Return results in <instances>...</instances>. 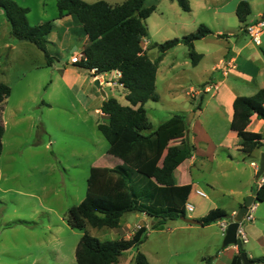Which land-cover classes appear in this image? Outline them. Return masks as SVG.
I'll return each instance as SVG.
<instances>
[{"label":"crops","instance_id":"0c3cea01","mask_svg":"<svg viewBox=\"0 0 264 264\" xmlns=\"http://www.w3.org/2000/svg\"><path fill=\"white\" fill-rule=\"evenodd\" d=\"M106 1L115 4L123 0ZM239 1L189 0L190 10L184 11L175 0H146V5H154L155 9L146 18L148 36L142 40V46L152 60L159 54L156 43L194 32L200 24H205L212 31L193 42L194 50L201 54L196 64L191 62L187 45L180 42L168 49L157 65L155 87L158 100L155 102L159 104L161 101L159 84H163L168 91H171V86L182 88L181 85L185 82L187 84L186 93L195 103L181 106L180 110H168L167 116H163L161 120L158 119L154 124L150 122L146 110V116L151 126L150 130L174 113H180L186 117V130L171 138L167 146H175L180 150L181 154L174 170V178L177 184L191 186L187 202L192 204V209H186V216L197 219L203 217L213 208L223 209L226 215L233 214L243 203L245 196L253 194L257 172L251 162H258L260 152L264 151V147H262L253 150L250 155L246 154L240 149L236 133L239 129L259 132L263 136L264 142V119L258 118L255 113L243 114L239 104V97L254 95L260 89L264 91V55L261 51V48H264V30L260 34L259 44L252 42L246 31L248 24L254 23L262 17L264 0H247L250 5V13L246 23L240 22L236 15L235 10ZM57 16L58 9L57 14L50 19L53 29L48 35V40L52 44L58 43L68 49L66 63L67 61L69 63L65 67L60 66V60L47 65L45 57L44 60L39 57L35 58L36 61L29 57L25 72L33 70L30 77L33 87L27 90L25 96L21 94L19 97L11 99L13 85L26 76V73L20 71L13 75L11 72L9 73L11 54L7 55L5 60L0 63V82L10 85L11 89L3 103L0 116L4 127L0 158L4 152L6 126L9 124V120L13 124L21 122L24 116H20V113L24 111L25 103L29 101V106L34 108L40 105L45 108L51 107V93H48L49 98L46 101L41 98V92H45V88L42 86L45 73L37 70L45 68L51 70L50 82L51 85L54 82L53 90L55 91L60 90L56 83L59 79H62L64 84L69 89H74L77 94L88 80L93 79L94 82V79L97 78L100 84L98 88H109L108 94L103 90L104 98L112 96L122 104L127 103L124 98L125 91L118 82L119 77H117L116 71L103 72L89 79L87 75L91 74L87 69L81 67L82 72L77 70V65L72 62V57L78 56V61H80L88 56L87 35L74 14L64 15L60 18ZM43 21L40 19L37 23ZM11 41L10 44L7 41H1L0 52L7 47L12 51L18 44L24 41L30 42L26 40L15 42V39ZM36 48L38 47L36 46ZM106 73L111 74V77L106 78ZM207 84L211 85L210 90L205 88ZM103 97L99 101L100 107ZM100 107L96 108V111L101 114L104 121H97L96 126L98 123H107V116ZM189 111H191V116L188 121L187 113ZM26 117L31 120L34 118L31 114H27ZM34 119H37L39 125L44 128L39 117L36 116ZM43 131L46 133L45 129ZM48 136L50 139L51 135ZM187 145H190V155L183 156L182 153ZM45 146L47 147V144ZM11 152L12 150L8 151V153ZM245 157L250 161L246 162ZM87 158H91L87 166L88 171L94 166V156L91 155ZM103 158L105 161L101 166L112 167L121 163L120 159L107 154V150L95 156V161ZM68 176L72 182L73 175L70 173ZM87 177L88 174L86 180ZM195 189H199L204 195L196 193ZM82 197L77 195L74 198L81 201ZM131 212L140 213L144 218L134 224L128 220L130 217L125 215L127 213L125 212L121 216L119 227H122V222H124L126 230L120 237L128 238L137 225H144L146 233H149L146 234V238L156 232L157 242L155 244H158V247L165 245L167 248L172 245V248L175 249L174 253L178 255L193 248L195 256L201 261L207 255L215 252L212 258L214 260L210 264H229L232 256L238 250L233 244L222 246L220 243L224 235L221 228V221L224 218L206 225L176 223V220H170L174 223L166 230L164 227L162 229L152 228L148 232L147 229L151 228L153 218L143 212ZM243 228L247 236L246 246H243V250L252 260V264H264V261H253L254 258L264 257V200L256 202L253 219L244 221ZM212 233H214L213 236H211Z\"/></svg>","mask_w":264,"mask_h":264},{"label":"trees","instance_id":"16d2710c","mask_svg":"<svg viewBox=\"0 0 264 264\" xmlns=\"http://www.w3.org/2000/svg\"><path fill=\"white\" fill-rule=\"evenodd\" d=\"M175 1L182 10H190L189 0ZM56 4L57 17L74 14L87 35L89 54L75 64L87 69L92 76L119 71L118 82L125 91L126 104L112 96L103 99L100 109L107 116V123L97 124L108 142L107 154L120 159L121 163L112 167L92 166L83 199L68 207L64 214L70 227L82 230L74 251L77 264H119L123 251L137 247L146 238V227L141 225L128 238L104 240L90 234L86 227H119L125 212L139 211L153 218L152 228L162 229L168 220L186 215L185 203L191 186L176 183L174 170L181 153L177 147L167 146L171 138L186 130V117L174 113L150 130L144 103L158 100L155 80L162 55L181 42L187 45L192 64H196L201 54L194 50L193 42L212 31L200 24L194 32L156 43L159 54L152 60L142 46V40L148 36L146 18L155 9L154 5H146V0H123L115 4L106 0H56ZM0 8L9 23L11 35L17 40L34 43L44 53L46 64L51 65L55 57L47 45L52 21L30 24L28 8L14 0H0ZM235 11L238 20L246 23L250 13L248 1L240 0ZM261 18H264V11ZM261 51L264 55V48ZM92 68L96 70L92 72ZM10 90L8 84L0 82V116ZM263 102V89L254 95L239 97L243 114L255 113L264 119ZM3 132L0 120V151ZM236 133L240 149L246 154L264 147L259 132L239 129ZM182 155H190V145ZM253 194L256 201L264 200V183L255 186ZM225 215L223 209L213 208L200 221L206 225ZM240 253L237 250L229 264H242ZM253 261H264V257ZM134 262L151 264L141 251L136 252Z\"/></svg>","mask_w":264,"mask_h":264},{"label":"rangeland","instance_id":"374dc122","mask_svg":"<svg viewBox=\"0 0 264 264\" xmlns=\"http://www.w3.org/2000/svg\"><path fill=\"white\" fill-rule=\"evenodd\" d=\"M14 1L28 8L27 19L30 24H36L40 19L49 21L57 14L56 0ZM9 30V24L0 8V42L7 41L10 44L11 40L15 39ZM16 41L18 40L15 39ZM47 48L55 57L53 58L56 63L61 61V67L69 63H66L69 52L66 47L49 43ZM179 52L181 54V51ZM1 54L3 55L0 63L11 54L9 73L12 75L19 71L25 72L29 57L34 61L35 58L44 60L45 57L34 44L25 41L12 51L8 47L1 50ZM77 70L82 72L83 69L77 66ZM37 71L45 73L42 81L45 92H41V98L46 101L49 98L48 93H51V107L40 105L34 108L29 106L30 102L27 101L23 106L24 111L20 113V116H24L21 122L13 124L9 120L6 126L4 152L0 158V264H77L74 251L82 230L70 227L64 219V214L68 207L80 202L75 196L85 195L86 176L89 174L87 166L91 160L87 157L94 156V166H101L105 161V158L95 161V156L106 152L108 147L106 139L96 126L97 121H104L96 108L100 107L99 101L103 97L101 90L108 94L109 88H98L92 79L76 94L74 89H69L64 81L59 79L56 83L60 90L55 91L54 82L52 85L50 82L51 70L45 68ZM25 73L26 76L13 85L11 99L21 94L25 96L27 90L33 87L30 78L33 70H27ZM87 76L89 79L92 77ZM105 77L110 78L111 74L106 73ZM181 86L183 87L171 86L172 90L168 91L163 84H159L160 103L149 100L144 105L152 124L167 116L168 110H180L181 106L195 103L186 93L187 84L184 82ZM189 113L191 111L187 115ZM27 114L34 118L39 117L44 128L39 125L37 119L27 118ZM48 135H51L50 139ZM9 150L12 152L8 153ZM244 160L250 161L247 157ZM70 173L73 175L72 182L68 176ZM125 215L130 217L128 220L134 224L144 218L137 212H127ZM173 220H176V223H184L179 219ZM122 223L119 228L87 225L86 229L101 240L114 239L124 234L126 227L124 222ZM173 223L168 220L164 229L171 227ZM151 230L152 227L147 229L148 232ZM213 235L214 233L211 236ZM156 238L154 232L137 247L123 251L119 264H135L137 251L144 253L151 264H210L214 260L212 258L215 252H212L200 261L193 248L178 255L174 253L172 245L169 248L165 245L158 247V244H155ZM243 246H246V243Z\"/></svg>","mask_w":264,"mask_h":264},{"label":"water","instance_id":"95a60500","mask_svg":"<svg viewBox=\"0 0 264 264\" xmlns=\"http://www.w3.org/2000/svg\"><path fill=\"white\" fill-rule=\"evenodd\" d=\"M94 84L99 87V80L97 78L94 79ZM101 93L104 95V91L101 90ZM191 113H189L187 119L190 120ZM264 170V151H261L258 159V170L256 173V177ZM255 195L249 194L244 198L243 203L236 209L233 214L225 215L223 218L228 220L227 227L224 231V235L222 238L221 245L226 246L229 244L236 245L237 249L241 251L240 257L242 264H252V260L247 256L246 252L243 250V244L240 239L236 237V230L239 224V221L244 217L245 212L247 211V207L251 202L255 201ZM179 219L183 222L192 223L202 225L200 219L189 217L186 215H181ZM219 219V218H218Z\"/></svg>","mask_w":264,"mask_h":264},{"label":"built area","instance_id":"2783aa9c","mask_svg":"<svg viewBox=\"0 0 264 264\" xmlns=\"http://www.w3.org/2000/svg\"><path fill=\"white\" fill-rule=\"evenodd\" d=\"M263 30H264V18H260L258 21L254 22V23H250L246 26V31H247L251 41L254 42L255 44L260 43V34ZM78 60H79L78 56L72 57L73 62H76ZM95 70H96V68L91 69L92 72H94ZM116 75H117V77H120V72L116 71ZM205 88L207 90H210L211 85L207 84ZM192 93H193V91H192ZM251 164L254 166V168L257 172L258 162L252 161ZM263 183H264V170L256 177V186H260ZM195 192L200 194V195H204V193L202 191H200L199 189H195ZM256 202L257 201L255 200V201L250 203V205L247 207V211L245 212L244 217L242 218V220L239 221V224L237 226L236 237L238 239H240V241L243 245L247 242V236H246L245 230L243 228V223H244V221H251L253 219V212L256 208ZM185 208L187 210H191L192 204L186 201ZM227 224H228L227 219H224L221 221V228L223 231H225ZM140 226L141 225H137L136 229L139 228Z\"/></svg>","mask_w":264,"mask_h":264}]
</instances>
